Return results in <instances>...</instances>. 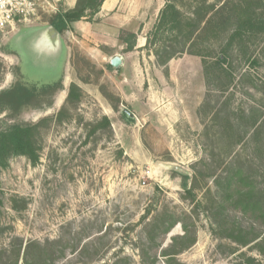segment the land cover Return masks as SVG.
I'll return each mask as SVG.
<instances>
[{
	"label": "rangeland",
	"instance_id": "1",
	"mask_svg": "<svg viewBox=\"0 0 264 264\" xmlns=\"http://www.w3.org/2000/svg\"><path fill=\"white\" fill-rule=\"evenodd\" d=\"M205 1L220 12L196 35L190 51L201 56L175 58L173 77L158 68L150 89L136 80L124 106L116 74L88 55L121 51L98 47L91 32L63 34L72 50L64 92L0 113V129L40 124L39 162L15 156L0 168V264H264V208L254 206L264 200V27L247 22V0H171L190 26ZM48 2L30 24L58 13ZM117 15L121 6L104 19ZM23 25L0 38V92L64 76L65 53L50 57ZM71 85L82 96L68 100Z\"/></svg>",
	"mask_w": 264,
	"mask_h": 264
},
{
	"label": "trees",
	"instance_id": "2",
	"mask_svg": "<svg viewBox=\"0 0 264 264\" xmlns=\"http://www.w3.org/2000/svg\"><path fill=\"white\" fill-rule=\"evenodd\" d=\"M106 1L107 0H77L74 8L67 11L59 9L58 13L51 18L49 24L57 32L64 34L66 31L71 30L72 25L76 22L86 21L94 23L96 16L100 13ZM165 1V7L160 12L158 22L148 35L146 49L151 50V47L160 41L173 42L171 46H165L162 50L154 52L157 62L161 66H166L171 60L182 57L185 54L201 56L200 54L191 52L190 49L193 47L196 35L207 17L213 12V17L216 16L220 10H216L213 5H208L207 1H205L207 5L204 11L201 13L197 12V14L195 13L197 16L199 14L196 25L190 26V24L184 25L187 19H185L171 0ZM252 1L253 0H247L245 7H241V9L245 14L249 15L247 16V22L250 25H257L260 27L259 29H263L264 19H259L257 13L264 8V0H259L257 5L255 4L256 6ZM231 2L232 1H228L227 4ZM210 20H212V17ZM231 20L232 16L229 15L228 21ZM167 33L169 34L168 36ZM169 36L171 38H169ZM121 41L128 43L126 51H133L136 46V35L131 32L122 31ZM222 62H226V60L220 58L218 65ZM63 90V79L53 85L40 88L36 86L29 87L22 81L17 82L10 89L0 92V113L11 110L14 114H18L24 107L41 108L46 98H53L54 95ZM75 95L79 97L82 96L80 88L76 85H71L68 100L72 99ZM47 105L50 107L52 101L50 100ZM39 126L40 124L19 123L0 129V168L7 167L10 158L15 156H24L30 160L33 165L39 162L40 148L37 140ZM102 126L111 128V121L108 117L105 116L102 119ZM218 184L220 185L219 181ZM183 187L188 190L186 181L183 183ZM250 195V192L244 191L243 194H241V199H244L248 204L249 202L252 203ZM1 205L2 200L0 199V206ZM254 206H261V208H264V200L261 199L258 201L256 198ZM187 238L188 233L186 232L183 236L174 238L173 241L177 242V240H184ZM257 239L258 238L251 242ZM192 243H194V240H192L190 245H192ZM257 248L261 253H264L261 249L260 242L257 244ZM180 251L182 250H179V252Z\"/></svg>",
	"mask_w": 264,
	"mask_h": 264
},
{
	"label": "crops",
	"instance_id": "3",
	"mask_svg": "<svg viewBox=\"0 0 264 264\" xmlns=\"http://www.w3.org/2000/svg\"><path fill=\"white\" fill-rule=\"evenodd\" d=\"M53 1L57 4L58 11L59 9L67 11L74 8L77 0ZM163 5L164 4L160 3V0H121V3L117 2V0H107L103 4L100 13L96 16L99 17L97 23H89L86 21L76 22L72 25L71 30L64 33V35H77L81 40H88L89 36L92 34L91 32H94L93 37L96 39L99 38L100 45H98V47H102L107 51L109 50L111 53L116 52V54L118 51H121V56L118 57L121 58L122 63L117 69L113 68L111 65V60L116 56L108 57L107 54L103 53V57L100 55L102 60H99V54L95 53L94 50L90 51V54H88L99 62L105 61V70L112 74H116L119 81L117 85L119 93L117 96L121 99V106H124V99L130 98V95L134 94L133 87L135 86L136 80L138 81L137 85H139L141 78H143L145 80L143 85L145 87L148 85L150 89L152 88L153 78L160 79L158 75L159 71L166 67L169 69V76L173 77L172 69L175 59L171 60L166 66H161L158 64L153 52L146 49L148 34L155 26V20L154 22L149 20L150 14L159 12ZM120 6L121 16H113L109 18V21H107L108 19L106 20V18L104 19V16L110 14L117 7L120 8ZM46 25L48 24H43L42 26ZM122 31H129L136 35V46L133 51H126L128 43L121 41L120 33ZM64 35L61 34L67 48V57L63 65L64 76L62 78L64 79L63 85L65 87V81L68 77L67 72L69 71L68 66H71L72 50ZM145 51H148V54H145ZM98 52L101 53V50H98ZM153 55L156 62L153 60ZM158 68L160 70H158ZM61 92L63 91H60L59 94H61ZM104 101L105 100H103V102Z\"/></svg>",
	"mask_w": 264,
	"mask_h": 264
},
{
	"label": "built area",
	"instance_id": "4",
	"mask_svg": "<svg viewBox=\"0 0 264 264\" xmlns=\"http://www.w3.org/2000/svg\"><path fill=\"white\" fill-rule=\"evenodd\" d=\"M46 6L53 8L48 0H0V38L18 24L38 20Z\"/></svg>",
	"mask_w": 264,
	"mask_h": 264
},
{
	"label": "water",
	"instance_id": "5",
	"mask_svg": "<svg viewBox=\"0 0 264 264\" xmlns=\"http://www.w3.org/2000/svg\"><path fill=\"white\" fill-rule=\"evenodd\" d=\"M23 28L27 29L25 33L26 35L29 34L33 37L35 36L34 39H36V44L39 49L50 57H56L61 52H64L65 56L63 55L64 61L62 64V67H64L63 65L67 57V48L59 32H57L50 24L46 26H38L28 23L24 24ZM121 63V58L118 56L111 60V65L115 69L119 68L121 66Z\"/></svg>",
	"mask_w": 264,
	"mask_h": 264
}]
</instances>
